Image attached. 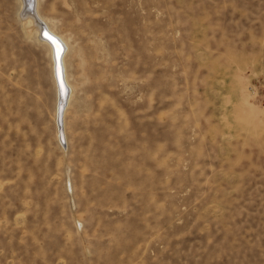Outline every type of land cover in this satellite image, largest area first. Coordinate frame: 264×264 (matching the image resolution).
<instances>
[{"label": "rangeland", "instance_id": "374dc122", "mask_svg": "<svg viewBox=\"0 0 264 264\" xmlns=\"http://www.w3.org/2000/svg\"><path fill=\"white\" fill-rule=\"evenodd\" d=\"M23 8L0 0V264H264V0H39L66 145Z\"/></svg>", "mask_w": 264, "mask_h": 264}, {"label": "bare ground", "instance_id": "6f19581e", "mask_svg": "<svg viewBox=\"0 0 264 264\" xmlns=\"http://www.w3.org/2000/svg\"><path fill=\"white\" fill-rule=\"evenodd\" d=\"M24 2V8L22 15L24 17V20H26L27 24L32 25L31 27L35 29L38 39L48 46L51 59H52V66H53V77L56 85V91H57V107H56V122L58 126V137L61 144H63V141L67 142V134H66V125H65V116L66 111L68 110V107L70 106V103L74 99L75 94V87L72 85L69 77V71H68V56L71 51V44L69 41L58 31L55 30L54 27L50 25V23L45 20L39 13V0H23ZM41 2V1H40ZM31 30V29H30ZM31 32V31H30ZM38 40V41H39ZM51 40L58 41L64 48V51L59 58V55L56 54V49L54 44ZM60 54V53H59ZM59 60V61H58ZM60 62L62 75H63V81L65 86L68 89L67 96L63 98L60 93V85L58 83V74H57V63ZM60 77V76H59ZM60 109L62 110V120H63V127L60 128L58 124V120L60 117Z\"/></svg>", "mask_w": 264, "mask_h": 264}, {"label": "water", "instance_id": "95a60500", "mask_svg": "<svg viewBox=\"0 0 264 264\" xmlns=\"http://www.w3.org/2000/svg\"><path fill=\"white\" fill-rule=\"evenodd\" d=\"M51 41H52V43L55 46L56 54H58L59 55V58H60L61 55H62V53H63V51H64L63 46L58 41H56V40H51ZM57 74H58V83L60 85V93H61V96L63 98H65L67 96L68 89L65 86L64 81H63V75H62V70H61L60 62L57 63ZM62 110L63 109H60V117H59V120H58V124H59L60 128L63 127V120H62V115H61L62 114ZM63 145H66V142L65 141H63Z\"/></svg>", "mask_w": 264, "mask_h": 264}]
</instances>
